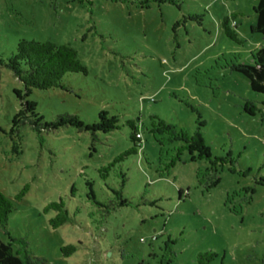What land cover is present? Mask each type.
<instances>
[{"label": "rangeland", "instance_id": "obj_1", "mask_svg": "<svg viewBox=\"0 0 264 264\" xmlns=\"http://www.w3.org/2000/svg\"><path fill=\"white\" fill-rule=\"evenodd\" d=\"M257 3L0 0V239L45 264H264V94L231 66L264 47ZM21 39L71 46L86 74L26 89L6 66ZM131 120L139 152L100 171Z\"/></svg>", "mask_w": 264, "mask_h": 264}, {"label": "trees", "instance_id": "obj_2", "mask_svg": "<svg viewBox=\"0 0 264 264\" xmlns=\"http://www.w3.org/2000/svg\"><path fill=\"white\" fill-rule=\"evenodd\" d=\"M256 21L253 26V32L264 36V0H258L255 7ZM229 19L224 18L222 29L224 33L234 39L236 32L229 26ZM252 64H232V68L244 77L252 91L264 94V47L251 52ZM4 63L0 61V64ZM6 66L14 73L17 79L22 82L26 89L34 88L47 90L61 86V81L66 74L82 73L86 74V68L78 59L77 53L67 44H56L53 42L36 41L33 39H21L17 42L15 51L7 59ZM151 123L148 128L157 141L160 137L173 129L166 121L156 115L150 117ZM131 129L129 139L132 147L115 157L107 166L102 167L100 171L108 172L114 164L119 163L130 155L137 154L141 148L142 136L138 131L134 121H128ZM139 135V136H138ZM28 191L25 186L17 198H21ZM181 193V191H179ZM118 198L121 193L116 192ZM127 200L120 199L118 206H125ZM46 209H53L57 212L54 218L50 220L53 228H58L70 221V216L62 202L51 203ZM13 211L12 202L0 191V225L5 226L9 215ZM153 240L156 237L152 238ZM143 241V240H142ZM22 247L14 250L10 243L0 239V264H45L46 260L42 257L30 256L27 250V243L20 239ZM75 245H66L61 248L64 255L75 252ZM200 257H203L200 255ZM209 258V256L207 255Z\"/></svg>", "mask_w": 264, "mask_h": 264}, {"label": "crops", "instance_id": "obj_3", "mask_svg": "<svg viewBox=\"0 0 264 264\" xmlns=\"http://www.w3.org/2000/svg\"><path fill=\"white\" fill-rule=\"evenodd\" d=\"M232 25H236L235 21H234V22H232Z\"/></svg>", "mask_w": 264, "mask_h": 264}, {"label": "built area", "instance_id": "obj_4", "mask_svg": "<svg viewBox=\"0 0 264 264\" xmlns=\"http://www.w3.org/2000/svg\"><path fill=\"white\" fill-rule=\"evenodd\" d=\"M139 136V135H138Z\"/></svg>", "mask_w": 264, "mask_h": 264}]
</instances>
